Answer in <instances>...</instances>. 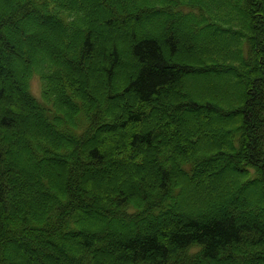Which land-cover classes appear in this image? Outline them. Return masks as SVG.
Listing matches in <instances>:
<instances>
[{"label": "trees", "instance_id": "trees-1", "mask_svg": "<svg viewBox=\"0 0 264 264\" xmlns=\"http://www.w3.org/2000/svg\"><path fill=\"white\" fill-rule=\"evenodd\" d=\"M0 264H264V0H0Z\"/></svg>", "mask_w": 264, "mask_h": 264}, {"label": "rangeland", "instance_id": "rangeland-1", "mask_svg": "<svg viewBox=\"0 0 264 264\" xmlns=\"http://www.w3.org/2000/svg\"><path fill=\"white\" fill-rule=\"evenodd\" d=\"M160 21H162L163 22V20H155V22H154V24L151 26V25H145L144 27H142L141 29H140V31H138L139 33H141V32H145V31H148L149 29L150 30H154V31H156V32H160L161 33V28H162V26H161V22ZM147 24V23H146ZM151 26V27H150ZM39 30H42L41 28H38ZM149 30V31H150ZM29 31H33V29H31V28H29ZM45 31H47V30H45ZM45 31H43L42 30V32H45ZM123 31H126V29H124L123 28ZM122 30H121V32H119L118 34H115V36L114 37H116V38H118V39H121V38H125V37H127V35H125L124 34V32H123ZM119 35V36H118ZM56 42V41H55ZM201 44H202V42H201V40H200V42H199V40H197V41H195L194 43H192V47H194V50H193V52H195V54L196 53H198L199 51H198V49H201ZM221 44L220 43H213L212 44V47H209L208 46V48H211V50L212 49H215L216 48V46H220ZM221 46H223V44L221 45ZM221 46H220V48H221ZM120 48L121 49H124V50H126L125 49V45L123 44V45H121L120 46ZM221 49H223V52L226 50L225 48H221ZM187 49L185 48V49H181L180 50V56L181 57H185L186 55H187V53H185V51H186ZM184 51V52H183ZM188 51V50H187ZM200 55V54H199ZM201 55H202V53H201ZM123 61H124V65H125V67H123L122 68V70H121V72L120 73H124V70L125 69H127V72L129 71V72H131V70H133V68H131V66H132V61H131V58L127 55V54H124L123 55ZM184 59V58H183ZM128 68H129V70H128ZM124 69V70H123ZM16 72H17V70H16ZM84 72H85V74H87V75H90V76H94L95 74H96V72H94L93 70H91V71H87V70H84ZM125 72H126V70H125ZM18 75H20V72H18L17 73ZM122 76H123V74H122ZM121 75H120V77H122ZM116 79V78H115ZM122 80H123V78H122ZM121 79H116V81H115V87L118 89V90H120L121 89V86H122V81ZM227 80L228 79H226L225 77H223V76H220V75H215V76H213V75H209V74H194V75H188L187 76V78H185V80H184V82H182V85H185L186 87H188V85L190 86V87H192V88H190L189 90L191 91L192 90V92L195 90V92L196 91H199V90H197V88H203V91H209L210 93H214V91L213 90H215V89H217V88H222V92L221 93H218V98H219V100L221 101V102H223V103H229L230 102V105L232 104V102H233V100L232 99H235L234 97H235V93H233V91H232V94H230V88L229 87H225V88H223L224 87V85H226L227 84ZM226 83V84H225ZM228 85V84H227ZM215 88V89H214ZM30 89H31V91L33 92V94L37 97V98H39V99H41L42 98V83H41V80H40V77H39V75L37 74V73H35L33 76H32V78H31V81H30ZM194 89V90H193ZM179 90H181V89H179ZM199 92H202V90H200ZM100 93H102V92H100ZM179 93H181V91H179ZM231 100V101H230ZM226 106H228V105H226ZM225 106V107H226ZM222 107H223V105H222ZM29 119H27V118H25V119H23V120H21V122L22 123H27L28 124V126H30L31 125V120L30 121H28ZM199 119H196V118H192L191 117V119L189 120H187L186 121V123L187 124H190V126H192L193 125V128L195 127V125L197 126L198 125V123H199V121H198ZM26 124V125H27ZM195 124V125H194ZM27 127V126H26ZM20 164H21V166H25V161L23 160V159H21V161H20ZM207 181V180H206ZM228 180H224V181H222L221 182V184H223V183H225V182H227ZM207 183V182H206ZM219 185V186H222V185ZM189 194V190H188V192H187V190L185 191V193H184V198H185V196H187ZM203 194H202V190H198V195H197V197L198 198H201V196H202ZM195 206H197L198 207V205H195ZM89 219V218H88ZM94 228H97V226H93ZM99 228H97V229H95V230H98Z\"/></svg>", "mask_w": 264, "mask_h": 264}]
</instances>
